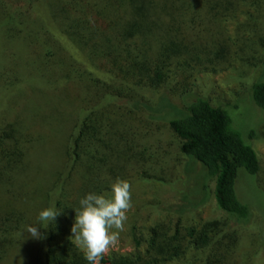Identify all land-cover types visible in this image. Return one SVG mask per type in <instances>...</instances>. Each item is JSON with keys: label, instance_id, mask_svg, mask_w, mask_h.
<instances>
[{"label": "trees", "instance_id": "obj_1", "mask_svg": "<svg viewBox=\"0 0 264 264\" xmlns=\"http://www.w3.org/2000/svg\"><path fill=\"white\" fill-rule=\"evenodd\" d=\"M263 64L264 0H0V91L22 87L0 108V264H89L70 237L79 201L132 174L166 179L146 169L148 121L173 136L190 187L163 210L171 217L135 213L130 249L101 263L244 264L236 227L253 212L238 189L247 175L258 186V157L227 108L187 85L195 73L235 70L264 110V81L247 74ZM143 89L158 94L154 104ZM210 196L223 218L180 224ZM54 203L55 221L28 236Z\"/></svg>", "mask_w": 264, "mask_h": 264}, {"label": "rangeland", "instance_id": "obj_2", "mask_svg": "<svg viewBox=\"0 0 264 264\" xmlns=\"http://www.w3.org/2000/svg\"><path fill=\"white\" fill-rule=\"evenodd\" d=\"M242 74L229 69L214 73H195V76L189 79L187 86L190 91L206 96L210 102L225 106L233 121L232 127L239 133L245 143L252 144L257 154L259 166L255 178L258 180V186L255 184L254 179L247 175V177H242L244 182L241 183L238 189L239 201L250 207L253 216L246 227H236L237 240L234 257L236 263L264 264V110L257 108L250 102L248 97H245L247 94L245 92L246 75L242 79ZM247 74H249L248 77L250 79L258 77L264 81V64L263 66L253 67ZM19 88L22 87L17 85L14 88L10 87L4 90V92L0 91V108L4 105V97L11 91L17 93ZM142 91L149 98L150 103L154 104L158 94L149 89H143ZM179 99L181 100L180 97H178ZM177 103L180 104L179 101ZM148 122H150L148 125L151 127V133L145 139L146 143L144 145L146 146L145 154L149 155L152 162H150L151 168L146 169H152L154 172L159 171L158 173L162 172L163 174L158 175L164 176L166 179L165 181L157 179L137 180V176L132 174L130 178L132 207L127 212V222L133 218L135 213L146 214L147 223L163 219L166 215L171 217L170 213H166L163 210L169 206H172L173 209L175 205L184 202L185 199L182 194L187 193L188 187H190L186 181L187 175L184 173L183 168H181V161L184 158L180 157L179 153L175 150L177 144L173 136L163 124L155 121ZM140 123L137 122V127H133V129L143 131L144 127ZM254 128L259 129V136L249 141L247 133L250 129ZM164 163L168 165V169L163 172L160 166ZM143 167L145 169V164ZM131 171L138 172L134 171V169H131ZM209 186L211 188L212 183ZM154 213H156V216ZM219 218H223V215L215 208L213 198L210 196L205 203L193 211L185 212V214L181 215L180 224L185 226L199 225L204 221ZM126 221L123 231L119 233V239L115 247L111 248L110 251L123 252L130 249L131 245L125 233ZM17 259L14 258L13 261L19 264ZM169 264L195 263L170 262Z\"/></svg>", "mask_w": 264, "mask_h": 264}, {"label": "clouds", "instance_id": "obj_3", "mask_svg": "<svg viewBox=\"0 0 264 264\" xmlns=\"http://www.w3.org/2000/svg\"><path fill=\"white\" fill-rule=\"evenodd\" d=\"M75 209L71 226L72 243L83 253L89 264H101L105 254L115 247L119 233L124 229L127 212L132 207L131 184L117 178L111 186V194L88 193ZM60 214L55 203L39 212L40 226L28 225L25 230L33 238H40L38 227L47 228Z\"/></svg>", "mask_w": 264, "mask_h": 264}]
</instances>
